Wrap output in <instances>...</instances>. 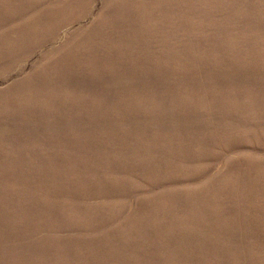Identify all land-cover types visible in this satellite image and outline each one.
Instances as JSON below:
<instances>
[{
	"label": "rangeland",
	"instance_id": "rangeland-1",
	"mask_svg": "<svg viewBox=\"0 0 264 264\" xmlns=\"http://www.w3.org/2000/svg\"><path fill=\"white\" fill-rule=\"evenodd\" d=\"M0 264H264V0H0Z\"/></svg>",
	"mask_w": 264,
	"mask_h": 264
}]
</instances>
